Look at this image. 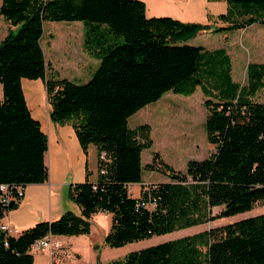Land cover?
I'll use <instances>...</instances> for the list:
<instances>
[{"label": "trees", "instance_id": "1", "mask_svg": "<svg viewBox=\"0 0 264 264\" xmlns=\"http://www.w3.org/2000/svg\"><path fill=\"white\" fill-rule=\"evenodd\" d=\"M225 1L229 10L216 19L228 25L221 27L149 17L142 0H2L0 14L15 30L0 42V186L7 184L18 195L19 187L49 178V139L28 106L24 78L43 81L54 123L71 124L86 152L90 145L97 147L99 173L96 182L87 177L69 188L81 214L68 210L18 237L0 228V264H41L30 251L37 240L50 234L89 235L100 212L111 215L105 244L119 248L248 212L264 202V102L256 100L264 88V62H250L247 82L241 84L233 78L225 48L189 43L205 32L264 25V0ZM47 21L83 22L85 48L100 60L87 82L61 77L47 60ZM198 87L210 97L205 129L216 150L189 160L186 171L175 170L159 152L144 165L142 153L154 143L152 127H131L130 118L167 92L189 96ZM144 169L169 179L144 185L134 197L130 184L143 182ZM23 196L0 201V223ZM218 206L221 211L214 215ZM102 264H264V213Z\"/></svg>", "mask_w": 264, "mask_h": 264}, {"label": "rangeland", "instance_id": "2", "mask_svg": "<svg viewBox=\"0 0 264 264\" xmlns=\"http://www.w3.org/2000/svg\"><path fill=\"white\" fill-rule=\"evenodd\" d=\"M1 2L2 0H0ZM233 33L234 36H230L228 42L230 43L229 49L232 56V75L235 81L245 84L247 82L248 64L250 62H264V25H253L251 28L235 30ZM224 38L225 36L219 32H205L190 40L189 43L213 49L223 46L226 41ZM84 43L85 26L82 21L45 22L43 40L45 55L47 60L52 62L53 69L59 72L61 77L68 78L76 83H85L93 76L100 60L94 58L86 50ZM209 98L203 93L201 87H198L196 92L189 96L176 94L172 91L167 92L159 101L149 104L130 118L132 127L149 123L154 133L153 146L145 149L142 153L144 165L153 159L154 153L159 152L163 160L175 170L186 171L189 160L207 158L216 150V147L208 142L205 129L208 116L205 101ZM256 100L264 102V88L259 91ZM96 159V152L93 150L90 154L91 167L95 168ZM167 178V175L162 172L148 169L143 171L145 181H160ZM131 193L137 194L133 188H131ZM62 194L67 199V191H63ZM220 211L221 207L219 206L213 208L214 215ZM261 213H264V202L257 203L254 209L248 212L127 244L123 250L111 248L105 244L104 238L107 234L105 229L109 228V223H105V218L100 217L103 213H99L94 218L90 239H76L73 243L70 241L72 247L80 249L81 256L79 255L73 260L56 261L53 259L52 263L85 264L90 260L89 262L98 264L100 261L98 259L99 254L104 263L122 260L132 251L233 223ZM76 214H81V211ZM90 240L93 242L91 246L89 245ZM43 253L49 255L48 252ZM107 256L108 259H106ZM36 259L43 260V257L36 254Z\"/></svg>", "mask_w": 264, "mask_h": 264}, {"label": "crops", "instance_id": "3", "mask_svg": "<svg viewBox=\"0 0 264 264\" xmlns=\"http://www.w3.org/2000/svg\"><path fill=\"white\" fill-rule=\"evenodd\" d=\"M142 1L146 4V13L149 17L171 16L184 22L204 24L214 23L216 26L221 27L228 25V22L216 19L217 16L226 14L229 10V5L225 0ZM210 15L213 18L212 21L209 18ZM253 25L255 26L257 24ZM253 25L245 29L251 28ZM11 29L15 30V26L11 25V23L6 21L0 14V42L8 35ZM221 34L225 36L224 39L226 40L223 43V46L213 49H209L206 46L204 47L208 50L225 48L231 56L229 49L230 43L228 42L230 41V36H234V33L233 31H228ZM22 86L33 117L40 121L42 130L47 134L49 139V149L46 154V164L49 169V178L44 183L27 185L24 189L23 199L21 200L18 208L9 211L2 219L3 223L16 226L21 231L34 226L40 221L57 219L67 210L79 213L81 208L74 201H72L69 196L65 199L62 193L63 191H67L68 195L71 184L85 182L87 177L91 182H96L99 173V156L97 147L95 145H90L88 151L86 152L81 146L76 131L71 124L59 125L52 121L50 117V106L47 101V92L43 81L41 79L30 80L24 78L22 80ZM3 98V85L0 83V101L3 100ZM153 136L154 133L152 131V138ZM93 150H95L97 158L95 168L90 165V154ZM150 162H147L146 164ZM168 179L169 178L152 182L145 181L143 179L142 183L130 184V189L133 188L137 192V194H133L134 197H139L144 185L148 186L153 182H166ZM98 214L93 216L92 224L94 218L98 216ZM100 217L105 218V223H109V228H107V230L105 229V232L108 233L111 227V215L103 213ZM90 235L91 234L80 235L78 237H57L69 239L73 243L76 239H90ZM92 244L93 242L90 240L89 245L91 246ZM123 248L124 246L119 247L118 250H123ZM73 250L78 256H81V251L78 247L73 246ZM31 254L34 255L37 263L53 264L51 257L47 253L40 254L41 257H43V260H37L36 255L33 252H31ZM108 258L109 257L107 256L106 259ZM98 259L102 262L100 254L98 255ZM89 261L85 262V264H96L95 262Z\"/></svg>", "mask_w": 264, "mask_h": 264}, {"label": "built area", "instance_id": "4", "mask_svg": "<svg viewBox=\"0 0 264 264\" xmlns=\"http://www.w3.org/2000/svg\"><path fill=\"white\" fill-rule=\"evenodd\" d=\"M105 153L102 157H105ZM24 190L22 187L18 188V195H15L14 191L9 185L3 184L0 186V201L10 203L11 201H17L18 196H23ZM0 228L6 234L10 236H20L22 231L16 226L10 224L0 223ZM30 251L36 254L48 252L51 259L59 260H73L77 258V253L73 250L72 243L69 239L59 238L52 234L37 240L30 248Z\"/></svg>", "mask_w": 264, "mask_h": 264}, {"label": "water", "instance_id": "5", "mask_svg": "<svg viewBox=\"0 0 264 264\" xmlns=\"http://www.w3.org/2000/svg\"><path fill=\"white\" fill-rule=\"evenodd\" d=\"M98 264H102V262H101V261H99V262H98Z\"/></svg>", "mask_w": 264, "mask_h": 264}]
</instances>
